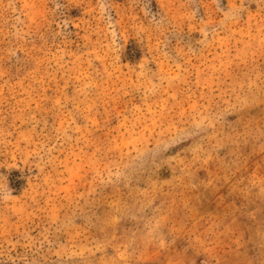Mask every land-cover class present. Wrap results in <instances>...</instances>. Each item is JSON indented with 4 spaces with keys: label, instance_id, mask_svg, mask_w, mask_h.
<instances>
[{
    "label": "rangeland",
    "instance_id": "374dc122",
    "mask_svg": "<svg viewBox=\"0 0 264 264\" xmlns=\"http://www.w3.org/2000/svg\"><path fill=\"white\" fill-rule=\"evenodd\" d=\"M0 264H264V0H0Z\"/></svg>",
    "mask_w": 264,
    "mask_h": 264
}]
</instances>
